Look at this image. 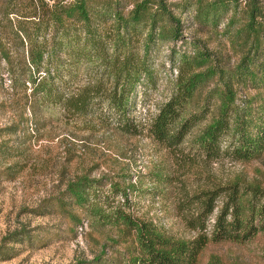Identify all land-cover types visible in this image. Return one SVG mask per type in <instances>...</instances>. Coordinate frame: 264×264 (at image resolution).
Instances as JSON below:
<instances>
[{"label": "trees", "instance_id": "trees-1", "mask_svg": "<svg viewBox=\"0 0 264 264\" xmlns=\"http://www.w3.org/2000/svg\"><path fill=\"white\" fill-rule=\"evenodd\" d=\"M258 2L0 0V115L11 117L0 132L22 133L24 123L41 122L42 117L68 123L89 120L98 129L147 138L163 151L183 148L208 162L257 159L264 149V103L251 98L239 107L235 92H264V10ZM177 10L190 13L188 31L226 40L237 61L229 66L226 55L207 50L198 39L186 42ZM177 42L191 50L170 59L175 75L169 96L153 115L138 117L136 105L156 85L157 48ZM170 52L174 56V48ZM209 85L202 104L189 112L193 96ZM213 101L214 117L183 145ZM20 145L0 141V163L23 155ZM149 180L156 197L172 199L176 190L171 173L155 171ZM132 190L81 175L31 213L61 214L74 226L81 225V213L89 226L115 230L111 244H126L123 252L117 253L116 262L96 256L97 264H197L207 243H243L264 233V188L256 184L233 182L193 191L184 201L194 200L184 219L194 233L187 238L135 218L128 201ZM19 235L21 239L15 234L7 239L17 243L25 238ZM207 264L218 263L210 257Z\"/></svg>", "mask_w": 264, "mask_h": 264}, {"label": "rangeland", "instance_id": "rangeland-1", "mask_svg": "<svg viewBox=\"0 0 264 264\" xmlns=\"http://www.w3.org/2000/svg\"><path fill=\"white\" fill-rule=\"evenodd\" d=\"M177 1L166 0L168 4ZM258 1L264 10V0ZM130 7L125 4V10ZM175 14L185 29L181 36L186 42L187 39H198L207 50L226 55L224 60L229 66L237 61L236 50L226 40L188 31L190 13L177 10ZM220 29L221 26L217 31ZM171 48H174V56ZM190 48L180 42L157 48L154 55L156 85L146 99L136 105L138 117L153 115L158 105L167 99L175 75L170 59L176 60L180 53L189 52ZM210 87L196 92L189 112L202 104ZM251 98H254L253 102L258 99L264 103V92L251 89L235 92V104L239 107ZM216 105L217 101H213L205 120L188 133L183 145L191 142L211 121ZM42 118L41 122L29 119L24 123L22 133L0 132V141L8 140L9 145L21 144L23 148V155L0 163V264H90L96 256L116 262L114 258L123 252L126 244H111L118 235L115 230L91 227L81 213H77L82 219L80 226H74L61 214L41 216L31 213L44 199L55 197L68 181L81 175L121 187L132 186L128 196L131 214L150 221L173 237L184 238L194 234L184 223L194 209V200L184 201L193 191L233 182L264 188V149L257 159L248 162L228 159L208 162L193 157L183 148L163 151L147 138L98 129L89 120L68 123ZM10 123L8 114L0 115V128ZM155 171L172 174L176 190L172 199L163 201L150 190L153 186L149 178ZM20 233L25 238L17 243L7 239L12 234L21 239ZM210 257L218 264H264V233L243 243H207L197 264H207ZM120 258L124 259L123 256Z\"/></svg>", "mask_w": 264, "mask_h": 264}]
</instances>
